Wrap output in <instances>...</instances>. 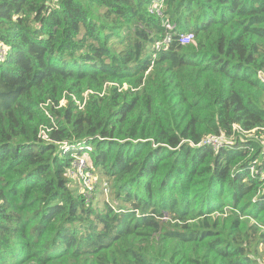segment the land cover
<instances>
[{
	"label": "trees",
	"instance_id": "obj_1",
	"mask_svg": "<svg viewBox=\"0 0 264 264\" xmlns=\"http://www.w3.org/2000/svg\"><path fill=\"white\" fill-rule=\"evenodd\" d=\"M152 2L0 0V264H264V0Z\"/></svg>",
	"mask_w": 264,
	"mask_h": 264
},
{
	"label": "built area",
	"instance_id": "obj_2",
	"mask_svg": "<svg viewBox=\"0 0 264 264\" xmlns=\"http://www.w3.org/2000/svg\"><path fill=\"white\" fill-rule=\"evenodd\" d=\"M150 8H151V11L153 13H156L158 15H163L164 0H153V2L150 5ZM165 24L168 26L169 29L173 28V26L167 20L165 21ZM172 40H173V34L172 33H168L166 35V37H164L162 40L158 41L155 44V47L156 48L168 47L169 44L172 42ZM179 40H180V42H182L184 44L195 42V34L193 32H183L179 36ZM259 76L264 81V71H259ZM224 139H225L224 135L217 136V137L216 136H212V137H210L208 139V141L213 142L216 145H219ZM78 157H82L83 158V162L82 163H84L83 167H85L86 166L85 157H83V156H78ZM77 163H79V162L75 161V164H74L75 167L73 166L74 168L71 170L72 172H75L76 170L79 169ZM91 188L92 187H90V189Z\"/></svg>",
	"mask_w": 264,
	"mask_h": 264
},
{
	"label": "rangeland",
	"instance_id": "obj_3",
	"mask_svg": "<svg viewBox=\"0 0 264 264\" xmlns=\"http://www.w3.org/2000/svg\"><path fill=\"white\" fill-rule=\"evenodd\" d=\"M149 10L151 11V8L149 7ZM152 12V11H151ZM153 13V12H152ZM110 86L111 85H107V87H106V89H108L109 90V88H110ZM125 86H126V84H125ZM62 104H64L65 103V100H62V102H61ZM78 155H79V153H75L74 155H73V158H74V160L76 161V162H79V163H77V165H78V167H79V169L78 170H76L75 172H70V173H72V176H73V179H74V183H78L79 185H80V181H79V177H80V175L81 176H83L84 174V171H83V169L85 168V167H83L84 166V163H82L83 162V158L82 157H78ZM81 160V161H80ZM83 167V168H82ZM81 168V169H80ZM91 175H92V179H93V183L95 184V182H96V180H97V177L96 176H94L92 173H91ZM83 188H82V191L83 192H85V193H90L89 191H91L90 190V187H92V182H91V178H90V176H89V174L86 172V176H85V178H84V180H83ZM95 192H93V194H94Z\"/></svg>",
	"mask_w": 264,
	"mask_h": 264
}]
</instances>
